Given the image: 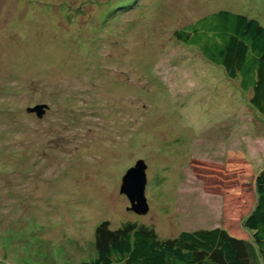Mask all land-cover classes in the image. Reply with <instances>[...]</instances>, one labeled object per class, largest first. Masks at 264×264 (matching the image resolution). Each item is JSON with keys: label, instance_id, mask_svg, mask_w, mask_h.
I'll return each instance as SVG.
<instances>
[{"label": "rangeland", "instance_id": "374dc122", "mask_svg": "<svg viewBox=\"0 0 264 264\" xmlns=\"http://www.w3.org/2000/svg\"><path fill=\"white\" fill-rule=\"evenodd\" d=\"M220 10L264 26V0H0V264L91 262L105 221L247 236L264 118L174 37ZM140 161L147 215L121 194Z\"/></svg>", "mask_w": 264, "mask_h": 264}, {"label": "trees", "instance_id": "16d2710c", "mask_svg": "<svg viewBox=\"0 0 264 264\" xmlns=\"http://www.w3.org/2000/svg\"><path fill=\"white\" fill-rule=\"evenodd\" d=\"M129 2L118 8L127 9ZM174 37L224 70L264 118V26L257 19L220 10L176 30ZM254 186L255 205L242 221L247 236L216 227L162 240L153 226L127 222L113 229L105 221L95 233L96 259L83 264H264V169Z\"/></svg>", "mask_w": 264, "mask_h": 264}, {"label": "water", "instance_id": "95a60500", "mask_svg": "<svg viewBox=\"0 0 264 264\" xmlns=\"http://www.w3.org/2000/svg\"><path fill=\"white\" fill-rule=\"evenodd\" d=\"M48 110V105H38L29 109L28 112L36 114L41 119L47 114ZM147 169L146 163L140 161L135 168L126 174L122 182L121 194L125 195L131 204L128 211H132L137 215H147L150 211L146 197Z\"/></svg>", "mask_w": 264, "mask_h": 264}]
</instances>
